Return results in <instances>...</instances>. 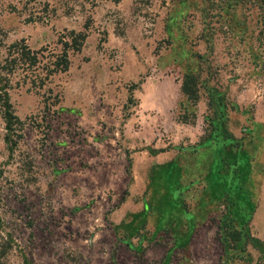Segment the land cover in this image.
<instances>
[{
    "label": "rangeland",
    "instance_id": "1",
    "mask_svg": "<svg viewBox=\"0 0 264 264\" xmlns=\"http://www.w3.org/2000/svg\"><path fill=\"white\" fill-rule=\"evenodd\" d=\"M22 40L0 264H264V0H0Z\"/></svg>",
    "mask_w": 264,
    "mask_h": 264
},
{
    "label": "trees",
    "instance_id": "2",
    "mask_svg": "<svg viewBox=\"0 0 264 264\" xmlns=\"http://www.w3.org/2000/svg\"><path fill=\"white\" fill-rule=\"evenodd\" d=\"M85 39L86 34L81 32L72 31L68 37L64 35L61 39L63 48L60 53L47 62L48 72L53 74L68 71L71 65V55L82 50ZM8 54V57L0 59V107L6 122L7 141L12 146H16L17 141L14 137L23 129V122L16 115L10 99L9 89L12 87V76L18 69L35 72L43 63L42 59L46 58V55H43L41 50L32 49L24 40L8 47ZM8 246H10V241H5L1 248L6 250Z\"/></svg>",
    "mask_w": 264,
    "mask_h": 264
}]
</instances>
